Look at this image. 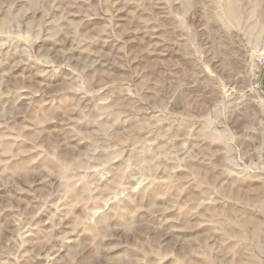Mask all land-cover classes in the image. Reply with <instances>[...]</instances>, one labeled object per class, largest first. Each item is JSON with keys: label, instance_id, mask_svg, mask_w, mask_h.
<instances>
[{"label": "rangeland", "instance_id": "rangeland-1", "mask_svg": "<svg viewBox=\"0 0 264 264\" xmlns=\"http://www.w3.org/2000/svg\"><path fill=\"white\" fill-rule=\"evenodd\" d=\"M0 264H264V0H0Z\"/></svg>", "mask_w": 264, "mask_h": 264}]
</instances>
